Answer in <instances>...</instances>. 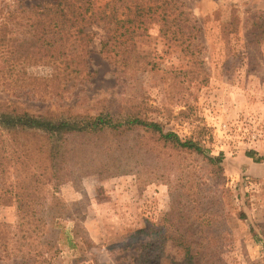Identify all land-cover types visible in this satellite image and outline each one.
Instances as JSON below:
<instances>
[{"label": "rangeland", "instance_id": "rangeland-1", "mask_svg": "<svg viewBox=\"0 0 264 264\" xmlns=\"http://www.w3.org/2000/svg\"><path fill=\"white\" fill-rule=\"evenodd\" d=\"M16 1L41 2L0 0V105L64 115L134 112L223 157L211 164L142 129L93 143L73 139L81 147L39 187L57 189L63 202L50 251L45 235L19 243L15 205L0 203V231L10 230L15 255L44 250L51 264H136L137 257L138 264H186V255L203 264H264V40L247 45L250 18L264 11V0H183L199 27L198 45L181 50L150 25L141 47L158 67L133 78L117 76L98 54L102 29L93 27V74L66 92L36 89L46 66L20 68ZM232 18L237 30L225 38L221 26ZM15 148L13 135L0 130V190L16 189ZM22 259L29 261L1 257L0 264Z\"/></svg>", "mask_w": 264, "mask_h": 264}, {"label": "trees", "instance_id": "trees-1", "mask_svg": "<svg viewBox=\"0 0 264 264\" xmlns=\"http://www.w3.org/2000/svg\"><path fill=\"white\" fill-rule=\"evenodd\" d=\"M13 6L11 17L23 35L15 46L20 68L25 70L28 65L40 63L49 71L45 76L36 77L37 90L45 88L54 92L61 89L66 92L88 80L93 74L88 61L89 48L95 37L93 27L102 29L98 54L114 67L117 76L125 78L158 67L152 52L141 47L152 24L158 25V36L169 45L181 50L198 45L194 42L199 27L183 0H41L30 7L19 1ZM250 19L247 45L264 40V11ZM221 28L225 38L235 32V18L223 23ZM2 105L0 130L12 134L15 139L18 179L16 189L0 190V203L9 199L15 205L16 225L21 234L19 243L23 246L31 245L32 242L26 239L37 234L47 236V249L52 248L56 237L54 226L59 224L63 202L56 195L57 189L39 187L47 183L44 182L48 180L47 176H56L60 172L67 153L81 147V143H73V139L93 143L107 133L142 129L173 147L194 150L211 164L219 165L223 157L221 153L211 155L193 139H183L172 130L165 131L158 121L134 112L115 115L107 111L96 114L67 111L64 115L63 112L31 113L16 105L12 108ZM245 154L255 158L253 150ZM9 232L0 231V258L16 256L29 259L28 262L22 259L21 264H51V258L44 256L47 252L44 250L22 251L21 255H15V248L9 243ZM185 260L186 264H203L202 258L194 262L186 255ZM135 263H139L138 257Z\"/></svg>", "mask_w": 264, "mask_h": 264}]
</instances>
